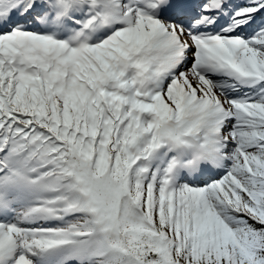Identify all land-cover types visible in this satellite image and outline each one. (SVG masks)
I'll return each mask as SVG.
<instances>
[{"label": "snow or ice", "instance_id": "obj_1", "mask_svg": "<svg viewBox=\"0 0 264 264\" xmlns=\"http://www.w3.org/2000/svg\"><path fill=\"white\" fill-rule=\"evenodd\" d=\"M0 264H264V0H0Z\"/></svg>", "mask_w": 264, "mask_h": 264}]
</instances>
